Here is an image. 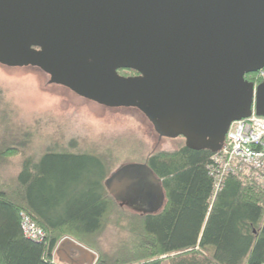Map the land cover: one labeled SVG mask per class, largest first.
Instances as JSON below:
<instances>
[{
  "label": "water",
  "instance_id": "95a60500",
  "mask_svg": "<svg viewBox=\"0 0 264 264\" xmlns=\"http://www.w3.org/2000/svg\"><path fill=\"white\" fill-rule=\"evenodd\" d=\"M0 64L37 67L106 107L137 108L161 137L215 153L234 121L264 116V81L245 77L264 70V0H0ZM105 185L138 213L165 201L145 162L122 165ZM55 254L61 264L97 260L71 238Z\"/></svg>",
  "mask_w": 264,
  "mask_h": 264
},
{
  "label": "trees",
  "instance_id": "16d2710c",
  "mask_svg": "<svg viewBox=\"0 0 264 264\" xmlns=\"http://www.w3.org/2000/svg\"><path fill=\"white\" fill-rule=\"evenodd\" d=\"M262 71L246 79L264 81ZM121 75L136 74L120 69ZM18 141H16L17 143ZM0 141V264H61L55 254L70 237L97 254L94 264H263L264 185L245 175L223 176L215 193L214 152L155 150L144 161L162 180L164 206L138 213L121 206L105 180L81 175L85 153L25 155ZM20 157L6 175L1 164ZM21 212L46 232L25 237Z\"/></svg>",
  "mask_w": 264,
  "mask_h": 264
},
{
  "label": "rangeland",
  "instance_id": "374dc122",
  "mask_svg": "<svg viewBox=\"0 0 264 264\" xmlns=\"http://www.w3.org/2000/svg\"><path fill=\"white\" fill-rule=\"evenodd\" d=\"M49 79L37 67L0 64V141L4 146L20 144L28 156L48 150L85 153L81 175L94 183L122 165L141 163L155 150L185 145L182 137H161L137 108L106 107ZM20 162L15 157L1 168L6 175H14Z\"/></svg>",
  "mask_w": 264,
  "mask_h": 264
},
{
  "label": "built area",
  "instance_id": "2783aa9c",
  "mask_svg": "<svg viewBox=\"0 0 264 264\" xmlns=\"http://www.w3.org/2000/svg\"><path fill=\"white\" fill-rule=\"evenodd\" d=\"M261 76L264 78V71ZM212 161L215 193L227 174L245 175L264 185V116L253 112L248 118L234 121L222 149L214 153ZM20 217L25 237L38 242L46 238L44 229L30 215L21 212Z\"/></svg>",
  "mask_w": 264,
  "mask_h": 264
},
{
  "label": "crops",
  "instance_id": "0c3cea01",
  "mask_svg": "<svg viewBox=\"0 0 264 264\" xmlns=\"http://www.w3.org/2000/svg\"><path fill=\"white\" fill-rule=\"evenodd\" d=\"M141 163H142V162H141ZM113 196H114V195H113ZM163 206H164V205H163ZM163 206H162V207H163ZM162 207H161V208H162ZM161 208H160L159 210H161ZM159 210H158V211H159ZM158 211H157V212H158ZM154 213H155V212H154ZM145 214H148V213H145Z\"/></svg>",
  "mask_w": 264,
  "mask_h": 264
},
{
  "label": "flooded vegetation",
  "instance_id": "af4514ba",
  "mask_svg": "<svg viewBox=\"0 0 264 264\" xmlns=\"http://www.w3.org/2000/svg\"><path fill=\"white\" fill-rule=\"evenodd\" d=\"M132 75H135V73H134V74H132Z\"/></svg>",
  "mask_w": 264,
  "mask_h": 264
}]
</instances>
